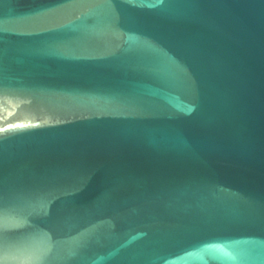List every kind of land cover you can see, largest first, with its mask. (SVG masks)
<instances>
[{"label": "water", "instance_id": "water-1", "mask_svg": "<svg viewBox=\"0 0 264 264\" xmlns=\"http://www.w3.org/2000/svg\"><path fill=\"white\" fill-rule=\"evenodd\" d=\"M0 264H264V0H0Z\"/></svg>", "mask_w": 264, "mask_h": 264}]
</instances>
